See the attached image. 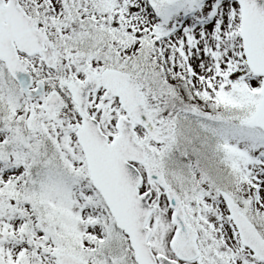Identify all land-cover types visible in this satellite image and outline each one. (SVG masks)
Listing matches in <instances>:
<instances>
[{
	"label": "snow or ice",
	"instance_id": "obj_1",
	"mask_svg": "<svg viewBox=\"0 0 264 264\" xmlns=\"http://www.w3.org/2000/svg\"><path fill=\"white\" fill-rule=\"evenodd\" d=\"M0 264H264V0H0Z\"/></svg>",
	"mask_w": 264,
	"mask_h": 264
}]
</instances>
